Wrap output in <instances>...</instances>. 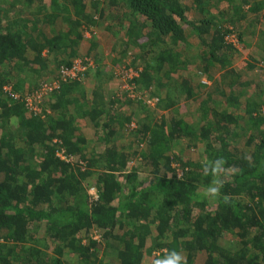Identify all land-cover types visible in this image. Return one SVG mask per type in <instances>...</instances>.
Instances as JSON below:
<instances>
[{
	"label": "trees",
	"instance_id": "1",
	"mask_svg": "<svg viewBox=\"0 0 264 264\" xmlns=\"http://www.w3.org/2000/svg\"><path fill=\"white\" fill-rule=\"evenodd\" d=\"M251 12L264 23V0H0V264H154L172 249L264 264V96L251 94L264 31L239 60ZM81 55L117 67L63 81ZM129 67L134 97L119 88ZM219 156L237 170L230 204L197 196L200 162Z\"/></svg>",
	"mask_w": 264,
	"mask_h": 264
},
{
	"label": "clouds",
	"instance_id": "2",
	"mask_svg": "<svg viewBox=\"0 0 264 264\" xmlns=\"http://www.w3.org/2000/svg\"><path fill=\"white\" fill-rule=\"evenodd\" d=\"M201 172L204 177H210L209 183L202 188L197 196L201 201L215 203L223 201L230 204L229 197L223 195L221 189L224 183L237 174L235 167H227V161L223 156L212 159H205L201 162ZM154 264H187L186 257L175 249L167 251L163 259H157Z\"/></svg>",
	"mask_w": 264,
	"mask_h": 264
},
{
	"label": "built area",
	"instance_id": "3",
	"mask_svg": "<svg viewBox=\"0 0 264 264\" xmlns=\"http://www.w3.org/2000/svg\"><path fill=\"white\" fill-rule=\"evenodd\" d=\"M90 30V29H89ZM89 30L85 31V35L89 36ZM226 39L230 42H235V34H227ZM96 64L89 59L88 57H84L83 55L77 56L71 63L61 65L59 68V76L63 81H71V80H81L85 73L89 71L90 68L95 67ZM140 70V68L138 67ZM139 70H135L132 67L122 68L119 72L121 82L119 84V88L124 91H128L131 97L135 96V84L134 77H136L139 73ZM204 80V79H203ZM204 82L208 83V81L204 80ZM58 87L57 81H53L51 83H43L40 91H36V93L32 96L27 97L28 105H32L33 99H38L41 96L51 92L54 88ZM6 90H9V87H5ZM262 113L264 114V109H262ZM65 158L64 156H62ZM65 159H68L67 157ZM90 193L93 194L94 197H97L96 190L94 188L89 189Z\"/></svg>",
	"mask_w": 264,
	"mask_h": 264
},
{
	"label": "crops",
	"instance_id": "4",
	"mask_svg": "<svg viewBox=\"0 0 264 264\" xmlns=\"http://www.w3.org/2000/svg\"><path fill=\"white\" fill-rule=\"evenodd\" d=\"M254 18H255V15H254L253 12H251V13L248 14V17L243 22L244 23L243 27L248 31L247 41L249 43L258 42L259 38H260V34L262 33V31H264V23L255 24V23H253ZM87 46H88V44H86V41L85 40L82 41L81 49L82 48H86ZM100 50H102L104 54L108 55V53L110 52L111 48L109 46H107L106 44H104L103 40H101ZM109 61H110L109 59H108V61L107 60L99 61V62L96 63V65L103 67V66H105L104 64L106 63L107 67L105 68V70L108 69V70L111 71V70H113L114 66H112L111 61L110 62ZM106 86H108V84H106Z\"/></svg>",
	"mask_w": 264,
	"mask_h": 264
},
{
	"label": "rangeland",
	"instance_id": "5",
	"mask_svg": "<svg viewBox=\"0 0 264 264\" xmlns=\"http://www.w3.org/2000/svg\"><path fill=\"white\" fill-rule=\"evenodd\" d=\"M250 43H246V46L244 47V48H242L241 47V50L243 51V52H240V56H239V60H243L244 58H245V56L246 57H248L249 56V54L251 55L252 53H253V51H256V53H258V51L260 50V48H257V50L255 49V48H253V47H251L250 45H249ZM249 45V46H248ZM240 45L238 44V47H239ZM85 50H86V48H82L80 51H79V55L81 54V53H85ZM131 52H132V50H131ZM254 54V53H253ZM117 66H114V68H116ZM113 68V69H114ZM261 68H263V70H260V71H258L257 73H256V75H258L259 73H262L263 75H264V64L262 63V67ZM52 69V71L54 70V68L52 67L51 68ZM108 71H110V70H108ZM250 75L254 78L255 77V75H253L252 73H250ZM90 78H92V76H90ZM204 80H208L209 81V83H210V80L209 79H207V78H204ZM253 81H256L255 80V78H254V80ZM255 86V89H256V93H251L252 95H254V94H258V95H260V96H264L263 94H264V83L263 84H261V83H257V84H254ZM263 90V91H262ZM262 92V93H261ZM142 94H145V93H142ZM135 95H140V93H137L136 91H135ZM136 108V107H135ZM138 116H140V113H138ZM188 116V118H190V119H194V118H192V114H190V115H187ZM97 232H93L92 233V236L93 237H95Z\"/></svg>",
	"mask_w": 264,
	"mask_h": 264
}]
</instances>
